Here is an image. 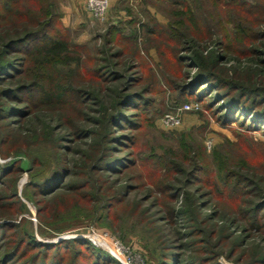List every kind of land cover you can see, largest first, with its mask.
Returning <instances> with one entry per match:
<instances>
[{"label":"rangeland","instance_id":"374dc122","mask_svg":"<svg viewBox=\"0 0 264 264\" xmlns=\"http://www.w3.org/2000/svg\"><path fill=\"white\" fill-rule=\"evenodd\" d=\"M5 1L0 0V41L43 26L25 22L27 29H21L20 13L29 20L54 19L50 29L64 35L69 48L54 58L52 68L61 86L85 92L62 110L31 108L24 95L7 101L22 109L0 120V147L7 156L0 161H18L23 170L11 175L15 182L7 188L0 186V196L16 190L15 200L22 202L10 212L4 204L12 199L0 200V222H21L15 234L8 230L7 239L17 240L22 231L43 243L81 238L121 264H160L172 243L183 262L263 264L256 259L264 253V234L225 222L217 210L226 211L228 219H244L247 200H264V131L243 117L232 121L225 108L227 85L212 80L197 95L180 87L204 71L225 83L251 81L264 90V73L247 74L248 64L239 63L247 58L254 67V58L264 59V24L255 21L264 17V0H109L103 18L88 9L87 0H14L7 6ZM25 55H9L18 68L0 81V93L30 84L42 72L41 64ZM125 94L133 100L123 98L116 106ZM117 107L128 123L115 127L112 136L118 139L106 143L111 127L106 120ZM168 113L179 114L180 124L165 127ZM80 133L86 135L78 139ZM99 141L133 165L122 172H92L85 154ZM55 152L71 159L69 189H61L48 212L39 215L33 188L25 186L51 167ZM34 159L39 165L30 172ZM238 176L246 177L240 186ZM126 184L135 189L103 216L102 199L119 195ZM99 236L120 244L124 260Z\"/></svg>","mask_w":264,"mask_h":264},{"label":"trees","instance_id":"16d2710c","mask_svg":"<svg viewBox=\"0 0 264 264\" xmlns=\"http://www.w3.org/2000/svg\"><path fill=\"white\" fill-rule=\"evenodd\" d=\"M12 1L14 0H6V6L10 5ZM262 7L264 10V6ZM19 16L20 19H23L21 21V24H24L22 26L23 28H21L23 30L28 27L25 22L28 25L33 24L37 27L43 26L35 30L27 31L23 35L16 38H10L6 43H4L5 41H0V50H4V55L0 54V81L7 78V76L12 73V70H17L18 67L15 65V62H11L8 58L10 54L15 52H21L28 55V58L38 61L39 64H41L42 72L36 79L32 80L30 84L28 83L15 88H5L1 90L0 98L2 101L0 103V120L8 118L10 120L13 116L12 113L18 112L22 109H19L14 104L7 103V101H12L16 98L18 99L22 95L24 96L21 98L30 101L29 105L31 108L41 105L53 110H62L64 108L67 109L74 106L73 104H75V102L85 93L84 91H79L80 89H76L74 87L61 86L57 73L52 68V61L54 58L61 56L69 48V42L64 35L60 34L56 30L53 32L50 29L52 26L50 20L54 19L51 18L49 22L46 23L41 20L39 15L30 18V20L26 13H20ZM255 21L257 23L264 24V17L256 19ZM175 33L178 36L181 35V32ZM260 36L264 37V30L260 33ZM221 44L224 45V41H222ZM262 52H264V50H262ZM26 55L24 58H27ZM252 55L256 56V53ZM254 59H256L252 63L254 67L249 65L247 58L246 60L239 61V63L241 64L244 62L245 65L248 64L245 67V73L247 74H253L256 72L264 73V59L261 61L257 60V58ZM106 69L108 74L113 72L112 69L110 70L109 68H105V70ZM194 77L195 80L193 83L190 82L185 85H181V91L186 89L188 94L197 95L198 91L196 90L205 84L210 86L213 84L212 80L213 82L216 81V83L219 82L218 86L222 84L227 85L229 87L226 91L227 94L224 93V97L227 99V107L225 108L228 110V115L232 121H235V119L237 120V117H243L244 119L246 118L248 121H251L255 128L264 131V90L261 89L262 86L260 87L254 85L251 81H249L248 84L242 83L241 85L231 81H228L229 83H225L221 81V78L215 77L214 75H211V73H206L204 71L197 73ZM105 80L109 81L107 78ZM215 86L216 85L213 87ZM234 88H236L235 90L239 93H233L232 90ZM129 94L121 95V99H119L118 104L116 103V106L122 105L123 100L126 98L133 100L131 97L132 95ZM133 96L136 97V95ZM129 106L133 107V101H129L128 107ZM108 108L109 106L107 109ZM32 113L33 112L31 111L28 114L30 115ZM126 119V116L118 111V107L115 109L114 113L109 114L106 122L111 125V127L105 135L107 136L106 143H112L114 139H118L112 136V133L115 130V127H118L122 121H126L128 123ZM83 133L86 132L84 131ZM82 135L85 136L86 134L80 133L79 135H76V137L79 139ZM61 138H68V136ZM5 142L6 140L2 137L1 144H4ZM89 150H91L89 155L84 154L86 155L85 159L90 161L92 165L90 169L92 172L104 170H108L112 173L119 170L122 172V168L126 169L133 165V161H126L123 158L118 159L115 157L112 153V149L110 147L108 148L106 144L100 146V141L98 142V145L96 143V146H93L92 148L90 147ZM5 157L7 156L4 154L3 148L0 147V158ZM50 160L49 166L51 167L45 168L39 173V175H32V179L27 182L25 186L28 189L33 188L32 194L37 198L35 203L38 205L39 215L48 212L51 207L50 201L60 195L58 192L61 189H69V186L67 185L68 177L72 174V171L70 170L71 159L69 155L65 153L57 155L55 152L53 159ZM32 164L33 166L30 168V172H33L35 167L39 165L38 159H34ZM22 171V167L18 161H12L9 163H2L0 161V186L7 188L10 182H15L11 175L15 172L18 173ZM245 179L246 177L244 176H238V186H240V184H244ZM253 180L255 181V178ZM254 181H252L251 184H253L254 187L259 188V185L254 184ZM76 188L77 187H71L70 190L75 191ZM130 189H135V187L133 185L126 184L121 189L122 191L119 195H112L106 200L102 199V203H104L102 206L105 208L103 216H106L107 210L111 209L115 206V204L124 201L128 196ZM179 190L180 189H178V187H175V192ZM0 197L1 201L8 198L12 199V202L4 204V207H8L7 210H10V212L16 209L18 203L22 204L20 199L15 200V198L18 197L16 190L11 192V195L7 194ZM252 200L253 199L247 200V207L245 210H242L244 219H228L225 215L226 211L221 214L220 210H217V212H219L218 215H220V217H222L223 220L229 224H232L233 222H241L245 224V231L251 230L264 234V200ZM15 213H18V211ZM214 215L216 216L217 214ZM211 220L212 219H210V221ZM19 226H21V222L16 223L12 220L8 222H0V264H14L15 262V264H121L99 248L92 246L87 240H83L81 238H69L63 239L59 242L43 243L39 242L33 234L27 231H22L21 236L17 240L12 241V239L10 240V237L7 239L9 235L7 233L9 232L8 230H14L13 234H15L16 228ZM174 246L176 247L177 245L174 243L167 245L169 250L166 253L167 255H163L166 259L160 262V264H205L203 261L206 259L204 258L199 260L186 259L183 262L182 258H180L174 250ZM259 257H257L256 262L264 264V253L260 258Z\"/></svg>","mask_w":264,"mask_h":264},{"label":"built area","instance_id":"2783aa9c","mask_svg":"<svg viewBox=\"0 0 264 264\" xmlns=\"http://www.w3.org/2000/svg\"><path fill=\"white\" fill-rule=\"evenodd\" d=\"M87 7L88 9L94 13L96 16L99 17H104L103 15L106 13L108 7H109V0H87ZM190 106L187 105L186 107H184V109H189ZM162 122L164 124L165 127H173V126H177L180 124L181 120L179 117V114H175V113H168L166 114L163 118H162ZM103 240H105L107 242V244L113 246L115 249V252H112L108 247L110 252L117 258V259H122V255L124 254V248L118 244V243H110L105 237H101ZM107 237V236H106ZM93 243H97V244H101L100 242H96L93 238H92ZM104 246V245H103ZM124 259H122L123 261Z\"/></svg>","mask_w":264,"mask_h":264},{"label":"water","instance_id":"95a60500","mask_svg":"<svg viewBox=\"0 0 264 264\" xmlns=\"http://www.w3.org/2000/svg\"><path fill=\"white\" fill-rule=\"evenodd\" d=\"M68 238L67 236H61L58 241Z\"/></svg>","mask_w":264,"mask_h":264},{"label":"bare ground","instance_id":"6f19581e","mask_svg":"<svg viewBox=\"0 0 264 264\" xmlns=\"http://www.w3.org/2000/svg\"><path fill=\"white\" fill-rule=\"evenodd\" d=\"M94 240H97L96 238ZM100 242H102L100 239H98ZM103 243V242H102Z\"/></svg>","mask_w":264,"mask_h":264}]
</instances>
